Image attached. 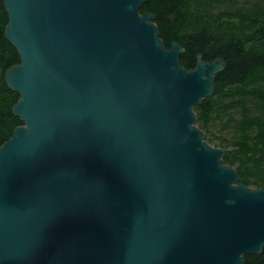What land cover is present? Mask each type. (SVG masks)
<instances>
[{"label": "water", "instance_id": "95a60500", "mask_svg": "<svg viewBox=\"0 0 264 264\" xmlns=\"http://www.w3.org/2000/svg\"><path fill=\"white\" fill-rule=\"evenodd\" d=\"M22 124L0 146V264H245L264 187L195 106L226 63L167 48L146 0H3Z\"/></svg>", "mask_w": 264, "mask_h": 264}, {"label": "trees", "instance_id": "16d2710c", "mask_svg": "<svg viewBox=\"0 0 264 264\" xmlns=\"http://www.w3.org/2000/svg\"><path fill=\"white\" fill-rule=\"evenodd\" d=\"M234 1L146 0L141 12L155 15L167 48L175 41L185 48L180 61L187 70L196 66L198 54L225 60L214 95L195 106L197 123L209 143L217 139L226 150L224 163L236 167L247 186L258 188L264 187V0L238 8ZM8 20L0 0V146L22 124L13 114L20 96L5 81L6 70L21 62L5 36ZM245 260L264 264V250Z\"/></svg>", "mask_w": 264, "mask_h": 264}, {"label": "rangeland", "instance_id": "374dc122", "mask_svg": "<svg viewBox=\"0 0 264 264\" xmlns=\"http://www.w3.org/2000/svg\"><path fill=\"white\" fill-rule=\"evenodd\" d=\"M255 0H235V7L238 8L239 5L245 4V6H248L249 3L254 2ZM199 125V123H197ZM211 135H209L210 137ZM208 140V139H207ZM209 141V140H208ZM212 145L217 146L219 141L215 139L214 141L210 142Z\"/></svg>", "mask_w": 264, "mask_h": 264}]
</instances>
